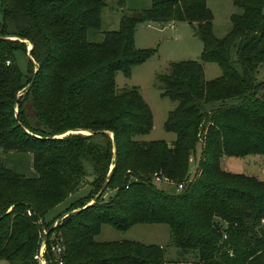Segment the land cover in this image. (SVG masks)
Wrapping results in <instances>:
<instances>
[{"label":"trees","instance_id":"1","mask_svg":"<svg viewBox=\"0 0 264 264\" xmlns=\"http://www.w3.org/2000/svg\"><path fill=\"white\" fill-rule=\"evenodd\" d=\"M106 1L0 0V259L38 264L33 256L47 230L50 264H162L158 245L93 238L102 223L119 231L163 223L169 244L194 253L193 264H264V179L221 168L225 156L264 155V80L257 78L264 72V0H232L240 12L229 16L230 29L220 38L212 34L205 0H149L141 9L114 0L117 28L89 41ZM143 21L193 26L200 61L220 68L205 80L199 62L181 60L157 75L161 94L176 102L163 122L175 135L169 143L136 139L150 130L151 111L136 87L114 84L116 71L128 76L154 52L133 46ZM26 44L33 62L27 56L23 74L13 55L25 54ZM71 130L91 133L58 136ZM10 153L29 156V174L4 163ZM155 176L172 190L158 186ZM85 184L88 191L62 219L53 227L44 222ZM52 234L61 241L59 256L50 250Z\"/></svg>","mask_w":264,"mask_h":264},{"label":"rangeland","instance_id":"2","mask_svg":"<svg viewBox=\"0 0 264 264\" xmlns=\"http://www.w3.org/2000/svg\"><path fill=\"white\" fill-rule=\"evenodd\" d=\"M149 4V0H125L124 8L141 9L147 8ZM205 4L212 15V34L217 38L224 36L230 29L229 16L232 13H239L240 9L233 6L232 0H205ZM119 16L120 9L117 8L115 1L107 0L106 6L100 11L99 28L89 30L86 34V39L93 42L101 41L104 32L117 28ZM133 46L137 49L151 48L154 52L145 61L131 66L128 76H124L119 70L116 71L114 74L115 87L117 90L131 86L136 87L151 111L152 126L150 130L145 134L136 136V139L138 141L163 140L169 143L174 139L175 135L163 129V122L166 119L167 113L175 107L176 102L161 94L157 75L167 72L168 63L181 60H195L199 62L205 80L217 77L220 74V68L215 62L200 61L201 41L197 37L194 27L184 21H171L161 24L154 21L140 22L134 29ZM27 48L28 44L25 45L26 51ZM13 58L19 70L23 74L26 73V52L24 54L21 51H15ZM257 78L264 80V72H260ZM198 147L199 144L195 154L191 157L189 167L190 177L195 170V163L198 158ZM4 163L16 171H21L25 174H29L31 171L29 168V156L27 154H7L4 156ZM85 168H88L87 165H85ZM221 168L225 171L243 173L254 176L257 179H264V155L249 154L242 157L225 156L221 160ZM89 179V175H86L84 181H82L83 184L87 183ZM154 182L166 191L172 190V185L169 183L156 179ZM88 189L86 184L80 186L74 193L51 208L45 214L44 222L50 223V227H53L67 214L65 211L69 209L71 202L85 195ZM109 194V190L104 191V199ZM27 215L29 214L27 213ZM37 222L39 223L40 219ZM44 231L42 230V234ZM51 239L50 250L51 246H61L60 238L57 240L53 238L52 234ZM93 239L96 242L129 240L144 245H158L164 248V262L162 264H193L196 260L194 253L181 254L177 248L169 244L168 226L163 223L133 224L124 231L116 230L109 224L102 223ZM51 251L59 256V252L55 249ZM44 254V243L41 244L40 242L37 253L34 255L38 257L33 256V258L37 263L42 261V264H50L45 259ZM0 264L8 263L0 259Z\"/></svg>","mask_w":264,"mask_h":264},{"label":"water","instance_id":"3","mask_svg":"<svg viewBox=\"0 0 264 264\" xmlns=\"http://www.w3.org/2000/svg\"><path fill=\"white\" fill-rule=\"evenodd\" d=\"M6 38L17 39V40H19V41H21V42H25V40H21V39L16 38V37H6ZM30 48H31V45L28 44V48H27V51H26V55H27V56L29 57V59L32 61V59H31L30 56H29V50H30ZM32 62H33V61H32ZM36 69H37V68H36V66H35V67H34V70H33V73H32V76H31V78H30V80L28 81V83H27V84L25 85V87H24L25 89H28V88L30 87ZM76 132H81V133H84V134H90V133H91L90 131H85V130H71V131L63 132V133H61V134L58 135V136L61 137V136H64V135H66V134H68V133H76ZM99 132H101V133H106V131H99ZM109 136H110V139H111V142H112V147H113L112 151L114 152V139H113V133L110 132V133H109ZM111 168H112V165H111V166L109 167V169H108L107 177H108L109 174H110ZM99 193H100V191L97 192V193L94 195V197H93L92 200H91V203L96 199V197L99 195ZM73 211H74V210H73ZM47 232H48L47 230L43 232V234H42V236H41V240H40V241H41V244L44 242V239H45V237H46Z\"/></svg>","mask_w":264,"mask_h":264},{"label":"built area","instance_id":"4","mask_svg":"<svg viewBox=\"0 0 264 264\" xmlns=\"http://www.w3.org/2000/svg\"><path fill=\"white\" fill-rule=\"evenodd\" d=\"M154 179H156V180H158V181L165 182V183H169L166 179H164V178H160V179H159V177H157V176H155ZM180 188H181V184H177V185H176V189H180ZM26 212L29 214V211H26ZM60 243H61V241H60ZM54 249H55L56 251L60 252L61 249H62V246H60V245H59V246L56 245L55 247H52V246H51V250H54ZM34 257L37 258L38 256L36 255V256H34ZM39 259H40V258H39ZM39 263L42 264V261H39L38 264H39ZM58 264H61V262L58 261Z\"/></svg>","mask_w":264,"mask_h":264}]
</instances>
